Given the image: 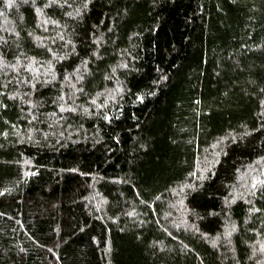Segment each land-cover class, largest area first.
<instances>
[{
	"label": "trees",
	"instance_id": "16d2710c",
	"mask_svg": "<svg viewBox=\"0 0 264 264\" xmlns=\"http://www.w3.org/2000/svg\"><path fill=\"white\" fill-rule=\"evenodd\" d=\"M0 264H264V0H0Z\"/></svg>",
	"mask_w": 264,
	"mask_h": 264
},
{
	"label": "snow or ice",
	"instance_id": "6c2138e0",
	"mask_svg": "<svg viewBox=\"0 0 264 264\" xmlns=\"http://www.w3.org/2000/svg\"><path fill=\"white\" fill-rule=\"evenodd\" d=\"M57 2H58V0H57Z\"/></svg>",
	"mask_w": 264,
	"mask_h": 264
}]
</instances>
